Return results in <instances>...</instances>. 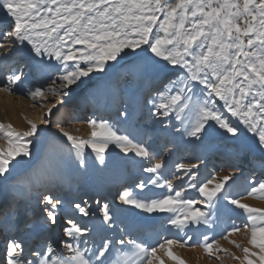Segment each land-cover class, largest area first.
I'll return each instance as SVG.
<instances>
[{
    "label": "snow or ice",
    "instance_id": "snow-or-ice-1",
    "mask_svg": "<svg viewBox=\"0 0 264 264\" xmlns=\"http://www.w3.org/2000/svg\"><path fill=\"white\" fill-rule=\"evenodd\" d=\"M0 12V59L15 54L18 64L31 61L36 75L55 74L51 83L26 93L33 107L43 101L40 121L26 118L23 130L0 123V182H5L4 187L51 136L65 138L81 166H86L87 149L95 161L105 164L114 147L123 167L150 163L143 168L149 175L135 184L136 189L154 186L168 191L139 196L133 188L123 187L115 197L119 205L104 203L99 208L105 231H116L120 205H128L149 214L169 213L168 224L187 237L166 239L151 247L112 236L89 247L87 237L96 227L81 223L94 215L87 202L71 204L72 217L63 226L59 220L63 202L50 193L40 194L36 197L42 206L39 221L28 213L15 220L6 215L9 227L15 226L19 234L23 224L45 240V232L61 228L63 236L55 241V248L51 243L38 247L32 259L25 256L22 239L9 238L0 264H165V257L186 264L173 247L188 245L193 236L187 230L192 225L212 224L221 208L238 209L245 217L241 225L233 222L222 237L243 253L242 257L229 253L232 258L240 264H264V207L245 202L237 190V180L247 167L244 193L264 200V0H0ZM52 60L57 62L54 68ZM122 73L131 75L128 83L135 87L130 88L122 109H117L115 123L89 118L86 137L72 135L60 123L55 132L51 130L54 110L78 95L84 78ZM23 78L21 68L11 70L0 91L12 93ZM141 93H147V117L139 103ZM173 116L180 127L170 132ZM161 135L187 138L198 148L216 150L223 140L228 170L201 181L199 163H180L176 168L183 174L173 178L179 183L165 179L161 170L166 161L156 143ZM169 143L172 149L165 148L166 154L179 147L174 141ZM48 179L55 181V173ZM11 187L27 199L34 188L39 191V182L17 178ZM189 190L202 199L186 198ZM125 233L132 234L121 227L119 234ZM237 233L246 237V245L229 239ZM61 246L67 256L59 253ZM201 247L210 258L219 259L218 253L228 252L207 235ZM114 249L118 251L115 259Z\"/></svg>",
    "mask_w": 264,
    "mask_h": 264
},
{
    "label": "rangeland",
    "instance_id": "rangeland-1",
    "mask_svg": "<svg viewBox=\"0 0 264 264\" xmlns=\"http://www.w3.org/2000/svg\"><path fill=\"white\" fill-rule=\"evenodd\" d=\"M2 15L3 13L0 12V16ZM43 59L46 61L48 60L47 57H44ZM18 61L19 57L15 54L11 57L0 59V88L3 87V84L6 82L5 78L10 74L11 70L19 67L24 72L23 82L19 83L12 93L0 91V100L10 104L15 109L22 111L25 114L24 116H28V119L40 121L42 119L41 104L43 101L33 107L34 102L26 93L30 88L45 83H51L52 79L55 78V74L53 73V75L50 76L36 75L31 66V61H26L23 64H18ZM56 64V61H51V66L53 68ZM121 68L126 69L127 66L122 65ZM131 79L132 77L130 74L125 77L123 73L121 75L95 74L92 79L84 78V84L77 90L78 95H75L71 102L66 103L64 107L59 108V110H54L53 115L50 117L53 121L51 124V130L55 132L56 123H60V126L72 135L86 137L89 134V128L86 121L94 116L108 119L107 110L111 103L116 107V114L114 118L111 119L112 122L115 123L117 120V109H122L123 103L128 100L130 88L135 87V85H130L128 83ZM109 91L112 92L111 95H107ZM146 95L147 93H141L139 95V103L144 115L147 117L148 107L145 106ZM79 105H84L82 113L80 110H76V107ZM96 107L98 110L94 112ZM0 123L8 124L10 122L0 116ZM14 127L23 130L26 127V121L23 126L16 125ZM178 127H180V124L173 116L169 131L171 132ZM247 135L252 137L253 134L247 133ZM169 141H174L179 147L166 154L164 152L165 148L172 149V143H169ZM156 143L160 146V154L166 161V165L161 170V174L165 179L173 180V183H179L173 179L174 176L183 174L176 168V165L180 163H199L201 167L197 169V171L201 181L211 179L215 173L224 174L229 168V161L222 152L224 147L223 140L218 142L219 150H216L215 148H198L195 146L194 142H187V138H185V141H181L179 136L173 137L171 135H161L156 139ZM118 153V149L114 147L110 148L106 155V163L100 164L98 161L94 160V156L91 155V150L87 149L85 152V159L87 161L86 166H81L76 160L75 153L69 152V146L66 139L58 135L51 136L43 143L40 150L34 153L29 164L16 170L14 176L6 182L8 185L7 188L4 187L5 182H0V262L4 259L7 239L11 237L23 240L25 244L24 254L28 259H32V254L37 248L38 236L31 234L32 230L23 224L20 225L19 234H15L17 231L15 226L9 227L5 217L7 215L12 220H15L18 215L23 218L24 213L32 215L33 218L36 217V211L33 205L36 204L37 206L42 207L36 197L40 194H45L50 183L54 182L59 183L67 181L71 182L74 186L68 193H65L66 190H62L53 194L56 199L63 202L62 206H66L68 212H70L69 208L71 204L86 201L87 206L94 213V215L81 220V223L87 224L89 227L90 225L91 227H96V231L87 237L89 247L99 245L102 238H107L106 235H110L109 238L115 236L116 239L123 238L126 240V233L123 236L119 234V229L125 224L132 233L129 238L136 237L139 242H144L151 247L157 246L166 239L181 241L186 239L187 237L183 233H179L177 236H173L172 234L160 235L157 236L156 239L150 240L149 235L144 237V233L142 235L140 234L142 230L138 228V225H134V222H131L132 217L124 211L120 212V217L116 222V231H105L106 226L101 222L102 218L100 216L99 208L103 205V194L106 195L107 193V185L109 181L115 179L118 182H115V188H117V191L115 192L116 197L120 186L125 184L131 177L141 178L143 168L150 166V163L145 161L142 164L138 163V167H131V165L123 167L118 162ZM159 158V156L154 157L152 162H155V160ZM53 173H55L56 176L55 181L48 179ZM257 175H259V173H257ZM247 176L248 169L245 167L243 175L237 180L239 191L242 190L243 195H241L243 197L247 196L243 191L245 183L244 177ZM17 178L31 180L34 183L36 181L39 182V191H36L35 188L33 189V193L27 198L29 201L24 206L25 208H23V210H19L18 207L20 196L16 195L11 187L12 183ZM77 183H79L81 187L79 192L75 191ZM89 185H92L94 189L93 191H95L91 192V200L86 197L85 192ZM152 189L153 195L166 193L168 191L167 189H160L154 186H152ZM196 194L197 193L189 190L186 194V198L193 199ZM252 199L260 203L259 205H255L256 207H264L261 206V202L264 200L256 199L254 197H252ZM98 201L99 204L97 203ZM117 201L118 200L115 199L113 203L116 204ZM8 210L11 211L7 213ZM62 211L61 207L59 209V219L62 215ZM233 222L237 225H241L245 222V217L240 214V210L237 209L233 212L221 208L213 217L212 224L207 226L202 224L192 225L187 231L189 235L193 236V240L189 241L188 245L184 247H180L179 245L174 246L173 251L183 258L186 261V264H240V261L233 259L229 253H235L237 256L241 257L243 253L240 249H237L233 244L229 243V240L222 238L227 234V231ZM61 225L67 226V224ZM14 234L17 236H14ZM44 234L45 236H48L47 232ZM204 235H207L210 241L212 239L217 240L221 247L227 249L228 252L218 253L219 259L215 257L210 258L201 247V240ZM62 236V229L57 228L56 239L52 242L53 247H56L55 241ZM229 239L236 240L237 242L246 245V237L241 233L234 234ZM42 242L46 244L48 240L43 238ZM117 249H120V246H117ZM121 250L127 251L128 249L124 248ZM59 253H62L65 256L68 255L67 250L63 249L62 246L59 248ZM117 255L118 251L114 249L112 258L115 259ZM165 264H175V262L168 260L165 257Z\"/></svg>",
    "mask_w": 264,
    "mask_h": 264
},
{
    "label": "bare ground",
    "instance_id": "bare-ground-1",
    "mask_svg": "<svg viewBox=\"0 0 264 264\" xmlns=\"http://www.w3.org/2000/svg\"><path fill=\"white\" fill-rule=\"evenodd\" d=\"M111 94H112L111 91H109L107 93V95H111ZM83 107H84V105H79L76 107V110H78V111L80 110L82 113V111L84 109ZM96 110H98L97 107L95 108L94 112ZM115 110H116L115 105H112V103H111L110 107L107 110L108 119L114 118V116L116 114ZM24 115L25 114L22 111L15 109L10 104H8L6 102H2L0 100V116L4 117L13 126H16V125L17 126H23L25 124L26 118L28 119V116L27 115L24 116ZM137 160H139V158H137ZM131 167H138V163L131 165ZM141 175H142L141 178L131 177L125 184H123L122 186L119 187L118 191H122L123 187H130V188H133V190L139 196H152L153 195L152 194V191H153L152 186H149V188L147 190H144V191H141V190L135 188V184L138 183L140 180L145 179L149 174L143 172ZM115 182L118 183L115 179H112L109 181V183L107 185V193H106V195L103 194V197H104V200L102 201L103 204L104 203H108L109 205L114 204L113 202L115 201V192L117 191V188H115ZM72 187H74L73 184H71V182H67V181L66 182H59V183H57V182L50 183V185L47 188V192L45 194L50 193L53 195V194H56L62 190H66L65 193H68L71 191ZM80 189H81L80 184L77 183L76 187H75V191L79 192ZM93 190L94 189H93L92 185H89L85 191L86 197L90 200L92 197L91 192H95ZM237 190L239 191V188ZM240 192L243 195L242 190ZM58 195H61V194H58ZM194 198L198 201L200 199H202L198 194H196L194 196ZM28 201H29L28 199H24V198L20 197L19 203H18L19 210L20 209L23 210V208H25L24 206L27 204ZM244 201L251 204V205H254V206L260 204L258 201L256 202V200L252 199V197H249V196H246V197L244 196ZM33 204H34V202H33ZM116 204L119 205V201H117ZM261 206H264V201L261 202ZM33 207L36 211V217H34V219H37V221H39V217L41 215V207L37 206L36 204L33 205ZM62 210H63L62 215H61L62 217L60 216V219H59L60 224H67L66 221L69 217H71L72 214L67 211L68 209L66 206H62ZM10 211L11 210H8L7 213ZM121 211H124L125 213L130 215V217H132L131 222H134V225H138V228H140L142 230L140 234L142 235L144 233V237L149 235L150 240H154V239H156L157 236H160V235L172 234L173 236H177L179 234L177 232V230L175 228H173L172 226H170L167 222L168 216L170 215L169 213H151V214H149V213H144L138 209H132V207L128 206V205H120V212ZM73 218H75V217H73ZM126 226L127 225L125 224L123 227H126ZM90 227H91V225H90ZM56 233H57V229L53 233H48V236H46V237H48L47 243L52 244L53 240L56 239V237H55ZM15 234H17V231ZM15 234H14V236H17ZM44 236H45V234H44ZM106 236H107V238H109L110 235L109 236L106 235ZM38 238L39 239L37 240V248H36L35 252L37 251L38 247H40L41 245L44 244L42 242L43 237H38ZM128 239H136L137 240L136 237H132V238L130 237L129 238V235H127L126 240H128ZM137 241L139 242V240H137ZM0 243H1V241H0Z\"/></svg>",
    "mask_w": 264,
    "mask_h": 264
}]
</instances>
